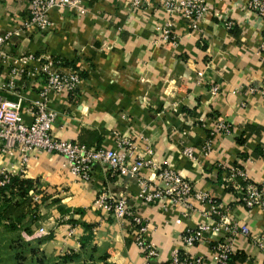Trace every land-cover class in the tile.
<instances>
[{"label":"crops","instance_id":"1","mask_svg":"<svg viewBox=\"0 0 264 264\" xmlns=\"http://www.w3.org/2000/svg\"><path fill=\"white\" fill-rule=\"evenodd\" d=\"M28 1L0 0V33L15 32L26 16ZM84 1V16L52 9L44 32L13 33L12 43L3 51L6 58H0V84L6 80L10 61L27 53L54 56L75 66L82 74L77 93H48L49 105L57 112L55 137L111 149L128 138L138 152L149 143L156 162L190 179L194 190L208 192L228 220L245 224L264 244V210L236 199L238 186L264 180V50L260 47L264 10L249 8V0H207L209 14L201 29L194 31L179 15L168 16L158 0L139 5L132 0ZM167 19L172 21L174 43L159 38ZM21 94L25 102L36 98L38 89H22ZM217 119L230 125L228 133L216 130ZM210 131L212 146L204 152ZM184 148H191L192 155ZM16 161L0 155V162L14 171ZM231 167H239L244 178L234 179ZM149 173L141 171L145 176ZM21 178L36 186L29 192L31 201L23 208L21 224L28 223L33 231L39 226L48 230L31 242L34 254L38 253L35 264L145 263L133 241L132 221L118 222L94 205L100 191L122 196L145 219V236L158 250L154 264H167L171 251L181 246L185 229L219 219V214L205 212L207 205L193 198L186 215H181L182 206L163 210L158 203H144L137 196L135 176L110 175L97 164L89 180H79L59 154L32 156ZM33 212L35 219H30ZM250 233L238 232L231 238L230 264H264V249ZM220 236L204 232L202 240L186 251L200 258L199 264H215L211 242ZM24 256L25 261L31 253Z\"/></svg>","mask_w":264,"mask_h":264},{"label":"built area","instance_id":"2","mask_svg":"<svg viewBox=\"0 0 264 264\" xmlns=\"http://www.w3.org/2000/svg\"><path fill=\"white\" fill-rule=\"evenodd\" d=\"M150 1L152 0H132V3L139 5ZM158 1L168 16L179 15L194 31L201 29L210 11L207 0ZM247 6L257 8L260 12L264 10V3L261 0H249ZM52 9H65L80 17L87 13L84 0H29L26 16L15 32L6 30L0 33V58H6L3 51L12 43L13 33L26 34L29 31L40 33L47 30ZM228 25L230 24L227 23ZM172 26V21L167 19L160 28L159 38L174 43L176 36L172 32ZM260 47L264 50V32ZM81 82L79 70L64 65L60 58L54 56L27 53L10 61L6 80L1 83L0 89H4L15 98L0 95V155L15 157L18 169L14 171L7 163L0 162V187L8 183L13 175L21 177L28 160L41 152L61 155L69 173L79 180H89L92 168L96 164L110 175L135 176L138 185L137 196L144 203H158L163 210L182 206L184 211L181 215H186L190 209L189 201L193 198L207 205L205 212L219 214V219L212 225L199 223L195 227L185 229L181 235V246L171 251L167 264H199L200 258L191 256L186 248L199 243L207 231L221 235L219 240L211 242V255L215 264H230L231 238L238 232L249 234L248 227L236 219L228 220L226 215L221 213L220 204L208 192L194 190L190 179L181 176L167 164L156 162L152 157L153 149L149 143L145 145L143 152H138L135 142L128 138L120 139L117 149L91 148L84 143L57 138L52 134L57 112L49 105L48 93L75 95ZM28 88H37L38 94L36 98L24 102L21 90ZM216 91L217 87L213 86L212 92ZM215 127L222 133L230 131V125L223 119H217ZM213 135L214 132L210 131L202 145L204 152L211 149ZM184 152L192 155L191 148H184ZM143 169L150 173L147 176L141 174ZM230 170L234 179L244 178L239 167H231ZM237 190L236 199L240 203L246 207H259L264 210V180L247 181L238 186ZM33 199L37 200L38 196L34 194ZM93 203L111 214L118 222L130 219L134 225L133 241L145 257L144 264H154L152 260L158 255V250L145 236L148 224L141 214L133 211L122 196L109 195L104 191L97 194ZM175 222L179 223L180 217L176 218ZM43 234H48V230L44 226H39L33 231L32 236ZM251 237L264 249L258 234H251Z\"/></svg>","mask_w":264,"mask_h":264},{"label":"trees","instance_id":"3","mask_svg":"<svg viewBox=\"0 0 264 264\" xmlns=\"http://www.w3.org/2000/svg\"><path fill=\"white\" fill-rule=\"evenodd\" d=\"M62 63L66 66H71L63 60ZM71 67L76 68L75 66ZM35 190L36 186L32 180L21 178L18 175L11 176L8 183L0 187V225L5 226L6 231L9 232L14 230V227H18L19 238H21L20 233L22 230L30 232V228L27 225L28 223L21 224V221L25 216L23 208L31 201L29 192H34ZM20 228L22 230H20ZM230 262L231 255L229 259V263Z\"/></svg>","mask_w":264,"mask_h":264},{"label":"rangeland","instance_id":"4","mask_svg":"<svg viewBox=\"0 0 264 264\" xmlns=\"http://www.w3.org/2000/svg\"><path fill=\"white\" fill-rule=\"evenodd\" d=\"M1 86V84H0ZM4 89L0 90V95L4 94ZM7 93V92H5ZM8 94V93H7ZM30 215V219H35L36 212ZM18 227H14V230L11 232L6 231L5 226L0 228V264H35L34 260V245L31 242L37 238V236H32L33 230L30 229V232H25L21 228V238L18 236ZM28 236H32L31 238ZM31 253L30 258L24 261V253ZM38 259V257H36Z\"/></svg>","mask_w":264,"mask_h":264}]
</instances>
